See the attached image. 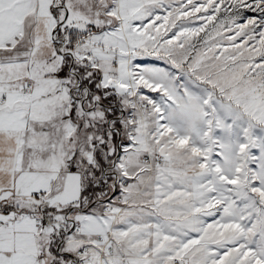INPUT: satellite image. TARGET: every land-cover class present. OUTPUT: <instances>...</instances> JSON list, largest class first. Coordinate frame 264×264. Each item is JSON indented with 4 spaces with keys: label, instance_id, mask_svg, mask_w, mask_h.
Returning <instances> with one entry per match:
<instances>
[{
    "label": "snow or ice",
    "instance_id": "snow-or-ice-1",
    "mask_svg": "<svg viewBox=\"0 0 264 264\" xmlns=\"http://www.w3.org/2000/svg\"><path fill=\"white\" fill-rule=\"evenodd\" d=\"M0 264H264V0H0Z\"/></svg>",
    "mask_w": 264,
    "mask_h": 264
}]
</instances>
